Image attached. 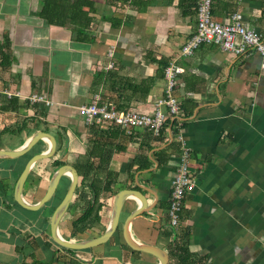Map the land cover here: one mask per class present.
I'll use <instances>...</instances> for the list:
<instances>
[{"label": "crops", "instance_id": "0c3cea01", "mask_svg": "<svg viewBox=\"0 0 264 264\" xmlns=\"http://www.w3.org/2000/svg\"><path fill=\"white\" fill-rule=\"evenodd\" d=\"M92 1L87 39H80L40 15L44 0H0V149H16L37 131L52 134L57 143L53 157L30 168L22 197L37 203L54 163L61 161L78 172V185L58 223L63 239L101 235L112 219L116 194L137 189L147 210L132 219L129 233L141 244L164 250L167 264L173 263L170 251L180 245L198 264H264L261 56H236L203 44L179 57L196 27L194 0ZM233 12L241 14L246 27L264 34V0H213L216 20L225 21ZM110 58L113 67L108 69ZM173 59L184 68L175 88L183 116L180 129H162L154 137L142 128L87 125L79 115L78 107L94 94L119 108L151 113L164 93V67ZM34 93L48 103H30ZM48 147L41 140L21 157H0V264H159L156 256L135 251L123 240V223L139 206L136 197L125 200L110 239L81 250L59 245L50 234V216L62 198L55 205L50 201L61 189L64 196L68 175L37 210L14 200L26 161ZM183 147L191 153L195 187L184 200V235L176 239L167 207ZM84 181L108 191L99 195L100 220L75 231L73 222L90 198L88 188H81Z\"/></svg>", "mask_w": 264, "mask_h": 264}, {"label": "built area", "instance_id": "2783aa9c", "mask_svg": "<svg viewBox=\"0 0 264 264\" xmlns=\"http://www.w3.org/2000/svg\"><path fill=\"white\" fill-rule=\"evenodd\" d=\"M196 3V27L191 36L179 51V57L190 56L203 44H213L223 51L236 56L257 53L261 56V68L264 69V34L246 27L242 22L241 14L233 12L225 21L216 20L212 14L213 0H194ZM109 57L112 50L108 51ZM113 61L106 64L112 68ZM184 68L171 60L164 67L165 88L164 93L154 103L151 113H142L131 109H123L108 98L94 94L91 101L78 107V113L83 117L85 124L100 126L117 125L127 131L142 128L154 137L160 135L162 129L172 132L180 129L183 124L180 101L176 96V81ZM30 103H48L43 94H31ZM190 150L183 147L181 161L176 167L171 180L168 198L167 218L169 226L179 231L182 225V212L184 200L195 187V174L190 168Z\"/></svg>", "mask_w": 264, "mask_h": 264}, {"label": "water", "instance_id": "95a60500", "mask_svg": "<svg viewBox=\"0 0 264 264\" xmlns=\"http://www.w3.org/2000/svg\"><path fill=\"white\" fill-rule=\"evenodd\" d=\"M41 140H47L49 142V147L44 152L33 154L26 161L24 168L22 169L15 183L14 200L20 206L26 209L37 210L43 204L48 202L51 199V197L54 195L62 176L68 175L70 177V184L64 196L62 197L60 202L56 205L50 216V234L52 239L56 243L68 249L81 250L106 242L108 239H110L112 234L118 228L119 214L125 200L132 196V197H136L139 200L138 201L139 206L137 207V209L132 211L126 217L123 223L122 237L125 244L135 251L145 252L153 256H156L159 259V264H167L168 255L164 250L155 246L141 244L135 241L129 233V225L132 219L138 215L143 214L147 210L144 194L142 193L141 190H137V189H123L116 194L113 205L112 219L109 225L106 227L105 231L101 235L84 241H68L63 239L58 233V223L62 215L67 210L72 200L75 189L78 185V172L76 168L70 164H63L58 168H56L50 178L45 194L37 203H29L25 201L24 198L22 197L23 184L26 180V177L32 165L39 160L47 159L54 156L57 146L55 137L48 132L37 131L31 136V138L25 144H23L22 146L16 149H11V150L0 149V157H6V158L21 157L29 153L31 149Z\"/></svg>", "mask_w": 264, "mask_h": 264}, {"label": "trees", "instance_id": "16d2710c", "mask_svg": "<svg viewBox=\"0 0 264 264\" xmlns=\"http://www.w3.org/2000/svg\"><path fill=\"white\" fill-rule=\"evenodd\" d=\"M92 5V0H44L40 15L52 24L68 27L76 34L77 38L87 39L86 29L90 26L92 20L89 15ZM63 164L61 161H56L54 167L56 169ZM83 179H86V175H83ZM86 183V181L82 182L81 188H88L90 198L85 201L83 214L73 222L75 231H82L92 222L100 220L98 214L101 206L98 201L99 195L101 193L105 195L108 191V187H101L93 181L88 185ZM170 255L173 260L172 264L199 263L192 259L190 251L183 245L173 248Z\"/></svg>", "mask_w": 264, "mask_h": 264}, {"label": "rangeland", "instance_id": "374dc122", "mask_svg": "<svg viewBox=\"0 0 264 264\" xmlns=\"http://www.w3.org/2000/svg\"><path fill=\"white\" fill-rule=\"evenodd\" d=\"M63 192H64L63 189H61L60 192H56L55 195L53 196L52 200H51L52 202L50 201V203H52V204L55 205V204L59 201V198H62V197H63ZM61 196H62V197H61ZM54 208H55V207H54ZM48 210H50V208H49ZM123 217H124V215L121 214V215H120V220H122ZM184 229H185V227H184L183 225H181L179 231H176V230H175V237H176V239H179L181 236H183Z\"/></svg>", "mask_w": 264, "mask_h": 264}]
</instances>
